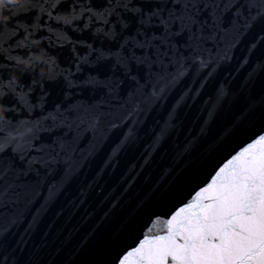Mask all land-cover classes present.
Instances as JSON below:
<instances>
[{"label": "snow or ice", "instance_id": "snow-or-ice-1", "mask_svg": "<svg viewBox=\"0 0 264 264\" xmlns=\"http://www.w3.org/2000/svg\"><path fill=\"white\" fill-rule=\"evenodd\" d=\"M68 9L80 15L61 23ZM8 11L0 25V264H52L38 248L25 252L43 215L61 197L83 203L121 153L143 168L157 152L215 160L187 195L165 203L161 193L162 210L147 214L110 264H264V0H32ZM28 34L56 51L46 80L9 75L30 48ZM59 80L50 102L45 85ZM222 112L232 119L214 132Z\"/></svg>", "mask_w": 264, "mask_h": 264}, {"label": "water", "instance_id": "water-1", "mask_svg": "<svg viewBox=\"0 0 264 264\" xmlns=\"http://www.w3.org/2000/svg\"><path fill=\"white\" fill-rule=\"evenodd\" d=\"M50 53L56 55V51ZM67 55V50L59 55L61 65L66 62ZM23 79L27 82L29 77L24 76ZM62 85V80L54 84L46 83V88L53 93L49 97L50 102ZM231 119L230 113L222 112L212 124L213 131L219 132ZM245 131L246 127L238 129L225 140L217 154L230 148ZM107 151L108 145L105 146ZM118 159L119 165L115 170L108 169L103 173L99 186H94L88 196L82 198L83 203L77 200L75 204L68 205L61 197L43 215L34 232L26 238V253L38 248L39 255L43 259H51L52 264H110L116 251L130 243L136 234L134 228H138L147 214L162 210L163 204L159 207L156 204L160 194L166 192L165 203L187 195L203 179L215 155L191 164L190 158L173 160L157 152L143 168L139 167L132 153H121ZM99 163L98 158L94 169ZM134 165L135 170L130 171ZM27 219L30 215L25 224ZM19 230L22 231L23 226Z\"/></svg>", "mask_w": 264, "mask_h": 264}, {"label": "clouds", "instance_id": "clouds-1", "mask_svg": "<svg viewBox=\"0 0 264 264\" xmlns=\"http://www.w3.org/2000/svg\"><path fill=\"white\" fill-rule=\"evenodd\" d=\"M32 0H0V25L5 24L11 18L10 8L24 7ZM80 15L79 11L71 9L60 14V22L72 24ZM24 43L30 45L25 55H18L14 58V70L9 73L13 79H19L21 75L35 71L38 80H46L51 72L55 71L56 57L52 53L45 52L38 38L28 34L24 38ZM7 115V105L0 101V121Z\"/></svg>", "mask_w": 264, "mask_h": 264}]
</instances>
